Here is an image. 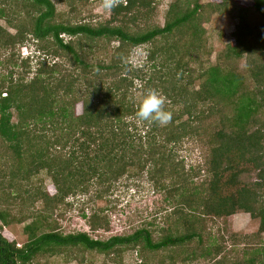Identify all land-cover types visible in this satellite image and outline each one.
Returning a JSON list of instances; mask_svg holds the SVG:
<instances>
[{"label":"trees","instance_id":"trees-1","mask_svg":"<svg viewBox=\"0 0 264 264\" xmlns=\"http://www.w3.org/2000/svg\"><path fill=\"white\" fill-rule=\"evenodd\" d=\"M55 2L68 10L59 12ZM86 2L0 0V20L16 29L10 34L0 25V49L23 44L30 36L40 49L61 58L47 64L36 57L38 68L29 81L20 75L14 79L13 71L0 78V141L14 153L10 179L2 174L0 181L1 200L15 202L12 196L21 183L41 171L56 190L54 195L30 190L29 200L21 196L25 202L21 204L42 199L44 211L29 214L33 220L24 229L27 239L22 246L0 233V264H35L39 254L71 247L123 264L120 258L128 249H138L143 257L146 252L181 249L195 241L197 248L190 255L214 264H264V246L248 244L242 251L247 257L241 259L220 256L223 249L206 228L209 219L244 211L259 217V230L264 232V129L259 122L264 121V0H256L253 7L261 23L255 28L249 25L247 14L252 11L242 7L241 23L233 33L236 43L227 45L207 66L201 57L202 23L212 11L228 12L230 0L206 5L174 0L164 25L144 30L130 23L153 8L154 0L108 1L109 18L98 24L80 16ZM22 14L28 22L20 23ZM114 42L117 45L106 59L90 60L97 48L106 50ZM146 44H152L147 60L163 55L165 64L150 73L144 65L130 70L131 51ZM255 52L261 60L247 63L248 77L236 62ZM222 54L226 59H219ZM13 59L7 63L15 66ZM27 60L21 61L22 66H28ZM136 78L144 81L138 100L132 90ZM3 88L8 92L1 96ZM158 91L164 98L157 97ZM78 102L81 113L75 109ZM184 140L206 146L204 166L186 171L184 160H178ZM144 172L159 189L168 190V200L177 197L172 199L176 220L160 239L155 241L146 227L104 240L87 232L62 235L52 229L50 207L53 212L66 198L93 188L101 199L115 179ZM252 172L256 181H242L243 174ZM5 181L11 195L4 191ZM0 220L9 225L8 212L0 210ZM88 222L92 231L109 228L108 218L95 212ZM41 226L48 231L38 234Z\"/></svg>","mask_w":264,"mask_h":264},{"label":"rangeland","instance_id":"rangeland-1","mask_svg":"<svg viewBox=\"0 0 264 264\" xmlns=\"http://www.w3.org/2000/svg\"><path fill=\"white\" fill-rule=\"evenodd\" d=\"M108 1L112 0H88L86 4L81 7L80 16L86 17V21L93 23H102L109 18L110 9ZM153 8L142 17L139 16L136 19V23H130L131 26L136 25L139 30H144L147 27L163 26L165 23V15L169 8V5L174 0H154ZM222 0H196L201 5H206L211 2L213 4L220 3ZM227 5V11L225 13H212L202 23L204 28V44L205 52H201V57L204 60V64L209 65V62H214L216 57L220 55V51L226 48L227 45L235 44L233 33L237 30V25L241 23L242 7L251 10L252 12L247 14L248 24L252 27L261 23L262 18L255 14L254 3L256 0H230ZM57 3V2H55ZM59 12L66 11L68 8L64 4H56ZM211 12V10H210ZM23 14L19 18L20 23L22 21L28 22L29 20H23ZM0 25L6 29L10 34L16 33V29L10 26L4 19L0 20ZM255 28V27H254ZM264 38V36H263ZM65 39H68L65 36ZM264 40L262 39L261 42ZM44 45V43H43ZM117 42L111 44V47L97 48L94 56L90 57V60H103L106 59L111 51L112 47L116 46ZM100 47V46H99ZM152 44L141 45L135 47L129 58L130 70H136L140 66H146V73L154 71V68L158 70L160 66L164 65L162 60L163 55H157L155 60L148 61V50L151 49ZM259 53H252V57L248 58L243 55L240 59H237L236 65L246 76L250 77L249 70L247 68L248 62L260 61L261 56ZM17 64H8L7 61L12 60ZM45 59L47 64H51L54 61H58L60 57H54L46 50L40 49L38 42L34 41L30 36L23 44H17L11 49H0V78L7 75L8 72L13 71L14 79L19 75L23 77L25 81H29L35 76V70L38 68L37 58ZM28 61V66H22V60ZM253 58V59H252ZM220 60L226 59L222 54ZM189 58L186 57L185 61ZM167 63V62H166ZM6 64V67L3 66ZM170 64L174 65V60L170 61ZM192 68L197 69L198 65L191 63ZM252 65V64H251ZM156 66V67H155ZM169 67H171L169 65ZM162 71V70H160ZM133 72V71H131ZM148 77H145L147 79ZM143 79L136 78L134 85V97L136 100L141 95ZM2 84V83H1ZM8 91L3 88L1 96H4ZM159 93V91H158ZM141 97V96H140ZM157 97L164 98L162 93H159ZM76 112L81 113L82 104H76ZM13 121H16L14 116ZM264 129V121H259ZM138 129L143 130L142 122L137 121ZM144 131H142V134ZM179 155L181 158L178 160H184L186 171L197 168L198 166H204L205 158L203 152L205 145L200 142H194L192 140H184L180 144ZM14 153L6 146V143L0 141V181H2V174L7 175V179H10V174L13 171L12 159ZM256 172L250 174H243L242 181L251 184L257 180ZM201 174L206 175L205 171H201ZM203 178V177H201ZM196 181H200L199 179ZM15 182L21 183L20 179H16ZM2 184H8V181ZM21 188H18V192H12L8 190V186L2 188L8 194L13 193V197L17 198L16 201L11 202L2 198L0 193V210L8 212L9 225H3L0 220V233H2L8 239H14L18 242V246H22L26 242V235L24 229L29 225L33 218L29 214L37 211H44V202L42 199L28 204L25 203L22 198H27L28 191L47 192L49 195L56 193L54 184L46 174L45 171H41L28 181L21 183ZM97 188L99 186L96 185ZM11 195V194H10ZM168 190L159 189L144 172L135 177L122 175L112 182V186L109 191L104 194L103 198H99L95 194L94 188L90 192L85 194H78L70 196L63 200V203L53 212L52 207L49 208L50 225L52 229H55L58 233L66 235L76 232H87L93 239H107L113 235H124L133 233L139 228L146 227L152 232V237L156 241L162 236L168 234V228L175 222L176 216L173 214L174 201L172 199L177 198L174 196L171 200H168L166 196ZM21 198V199H22ZM29 200V199H28ZM26 202H29L26 200ZM29 208V209H28ZM104 216L109 220L108 229H98L92 231L88 222V217L93 213ZM85 213L87 216H83ZM207 232L215 238V245L222 247V253L220 256H231L233 258L238 257L241 259L243 256L242 251L246 246H264V232H260V219L258 216L252 217L249 213L244 211H238L235 214L224 218H213L207 220L206 224ZM51 229V228H50ZM46 226H41L38 234L47 232ZM212 237V238H213ZM213 241V239H212ZM207 243V239L203 240ZM238 243L239 245H236ZM249 244V245H248ZM200 246V244H199ZM197 248V242L195 241L190 246L180 248H165L159 252L150 251L143 253V257L140 256L138 249H128L123 253L120 258L123 264H214L209 258L198 257L197 255H190L193 250ZM179 256V258H172L171 256ZM194 257V258H193ZM247 256H243L245 258ZM174 259V260H173ZM35 264H117L112 258L106 257L104 254H100L92 251L79 250L77 248H60L53 254H39L35 260Z\"/></svg>","mask_w":264,"mask_h":264},{"label":"clouds","instance_id":"clouds-1","mask_svg":"<svg viewBox=\"0 0 264 264\" xmlns=\"http://www.w3.org/2000/svg\"><path fill=\"white\" fill-rule=\"evenodd\" d=\"M112 1H114V0H112ZM121 1H124V0H121Z\"/></svg>","mask_w":264,"mask_h":264}]
</instances>
